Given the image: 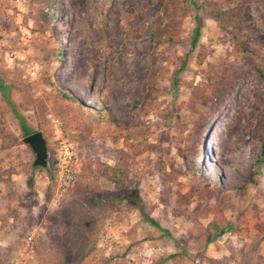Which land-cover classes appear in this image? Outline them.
Masks as SVG:
<instances>
[{"label":"rangeland","instance_id":"374dc122","mask_svg":"<svg viewBox=\"0 0 264 264\" xmlns=\"http://www.w3.org/2000/svg\"><path fill=\"white\" fill-rule=\"evenodd\" d=\"M183 2L175 19L165 0H0V264H60L61 246L66 264H264V173L247 181L264 0ZM13 110L41 132L45 170ZM108 166L162 230L124 203L91 208L119 196ZM211 221L228 231L207 243Z\"/></svg>","mask_w":264,"mask_h":264},{"label":"trees","instance_id":"16d2710c","mask_svg":"<svg viewBox=\"0 0 264 264\" xmlns=\"http://www.w3.org/2000/svg\"><path fill=\"white\" fill-rule=\"evenodd\" d=\"M183 1L184 0H165V4L169 5V11L166 15L168 17H172V15H173V17L175 19L176 18L180 19L181 18L180 10L182 9V5H178V2L184 3ZM2 26L6 28L5 25H2ZM47 26L50 27V24H48ZM198 35H199V26L197 24L194 27L193 33H192V38H191V45L192 46L196 42ZM255 69L258 72L260 79H262L264 81L263 73L257 67H255ZM3 90H4V88L2 87V85H0V92L3 93ZM57 91L59 92V94L64 99L69 98V96L66 92H62L59 89H57ZM5 101L8 104L9 101L6 97H5ZM98 114L100 117V119H99L100 122H103L108 126H114L115 128H120L118 123L110 115H108L104 111H100ZM13 116H14V118L18 124V127L21 131L22 138L25 135L32 133L26 127L24 119L22 118V116L20 114H18L16 111L13 110ZM32 169H37L39 171L45 170L44 168H40V167H32ZM104 173H105V177L107 178V180L115 188L119 189L118 190L119 196L115 197L108 192L97 191L96 194L90 198L91 201H89V202H91V208L97 209V208H100L103 205L108 204V203H110V204L117 203V202L124 203L127 206L134 208L139 213L140 218L146 224H148L151 227H154L158 230H162L159 227L158 223L156 221H154L149 215H147L145 213L144 209L142 208V206L139 202L137 190L135 188H128L125 186L124 182L127 178V175L124 171L118 169L115 166H112V167L108 166V167L104 168ZM263 173H264V141L262 140L260 142L255 161L253 162L252 167L250 168L249 176L247 179L248 183H250V184L255 183L257 178L260 177ZM215 184H216V181L211 183V185H215ZM237 191L238 190H235V192H237ZM227 231H228V226L221 224V223H217L216 221L209 222L206 226V232H207L206 242L207 243L213 242L214 240H216V238H218L219 236H221L222 234H224ZM163 233H166V231H163ZM62 249H64V250H62ZM61 251L64 254V258L60 264H66V260H69L68 259L69 255L67 252L68 249H65V247L61 246Z\"/></svg>","mask_w":264,"mask_h":264},{"label":"water","instance_id":"95a60500","mask_svg":"<svg viewBox=\"0 0 264 264\" xmlns=\"http://www.w3.org/2000/svg\"><path fill=\"white\" fill-rule=\"evenodd\" d=\"M21 142L29 147L34 154L32 161V167H46V144L40 131H34L30 134L25 135Z\"/></svg>","mask_w":264,"mask_h":264}]
</instances>
